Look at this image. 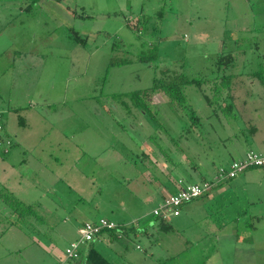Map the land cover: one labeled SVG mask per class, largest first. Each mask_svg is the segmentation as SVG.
<instances>
[{
	"label": "rangeland",
	"instance_id": "374dc122",
	"mask_svg": "<svg viewBox=\"0 0 264 264\" xmlns=\"http://www.w3.org/2000/svg\"><path fill=\"white\" fill-rule=\"evenodd\" d=\"M229 54L233 116L219 120L197 86L184 88L203 134L166 96L145 95L157 80L214 78ZM262 64L264 0H0V139L14 144L7 157L0 148V264H74L67 247L102 218L138 226L95 242L114 264H264V169L193 216L183 205L173 229L154 215L160 185H135L166 184L173 162L186 175L187 158L211 181L248 149L264 153L251 77ZM218 133L238 138L220 145Z\"/></svg>",
	"mask_w": 264,
	"mask_h": 264
},
{
	"label": "trees",
	"instance_id": "16d2710c",
	"mask_svg": "<svg viewBox=\"0 0 264 264\" xmlns=\"http://www.w3.org/2000/svg\"><path fill=\"white\" fill-rule=\"evenodd\" d=\"M234 63H235V58L233 57L232 54L220 55L216 63V65L218 66V70H219L218 75L216 77L211 78V79H203V80H197V79L184 80V81H181L180 83L174 82V81L157 80L154 86L149 91L145 92V95L146 96L148 95L147 97L150 100L156 94H162L166 96L168 100L170 101V103L172 105H175L176 109L181 111L188 118V121L190 123L189 126L187 127L188 131L189 129L191 131L195 128H199L200 133L203 134L204 129H206L207 127L204 128V125L202 124L201 119L197 116L196 111L189 105L186 99L184 88L188 85L197 86L200 89V91L203 93L208 106L212 110V113L215 114L216 117H218V119L220 118V115H219L220 113L228 117L233 116L234 110H236V104H235L236 100L234 96V90L232 87V80L234 76L228 75L226 72L228 69L234 66ZM251 77L258 80L259 84L262 87L263 93H264V65L262 64V66L258 70L253 71ZM134 98L140 99L141 96L139 94H136ZM184 131L187 132L186 130ZM245 131H247L245 132L247 139H248L247 141L251 142L252 144L251 137H254L257 134L258 128L255 126H250V127H247ZM219 136L220 137L217 139V142L220 145L226 144L228 140L233 137L238 138L237 135L236 136L226 135L222 137L219 134ZM143 155L148 158L146 154H143ZM171 165L174 167V169L177 170V168L181 164L173 162ZM222 166L225 167L224 164H222ZM251 169H254V168H251ZM230 180H233V179H230ZM230 180H226L224 182H227ZM25 207L29 210H32V208H29L27 206ZM19 209H23L22 206L19 207ZM156 217L161 221L162 226H166L168 229L169 228L173 229L171 226L167 224L168 223L167 220H164L160 216H156ZM119 226L120 227L117 231L116 230H105L103 234L108 233L111 236H114L120 239L124 237V235L128 233L129 230H128V226L124 224H119ZM118 231L121 232V235L119 234ZM95 241L96 239L85 246L88 249H85L83 254L81 252V256L78 259L79 260L81 259V261L83 262L82 264H114L111 261H109L106 257H104L101 254V252L95 247ZM74 264H77V263L74 261Z\"/></svg>",
	"mask_w": 264,
	"mask_h": 264
},
{
	"label": "built area",
	"instance_id": "2783aa9c",
	"mask_svg": "<svg viewBox=\"0 0 264 264\" xmlns=\"http://www.w3.org/2000/svg\"><path fill=\"white\" fill-rule=\"evenodd\" d=\"M5 118L0 112V132H4ZM13 146L10 138L0 139V148L4 152H9ZM251 168L264 169V154L250 150L246 153L244 159L233 161L228 167L221 166L214 175V180L201 181L194 184L181 185L179 191L160 203V206L154 210L155 216H160L164 220L171 217H177L181 213V207L205 195H208L219 182L234 179L241 173ZM182 184V182L180 181ZM119 224L107 220L100 219L98 222H87L82 225L79 230V240L74 241L66 249V257L68 260L76 261L81 256L82 247L91 243L100 237L105 230H118ZM121 235V232L118 231ZM119 235V236H120Z\"/></svg>",
	"mask_w": 264,
	"mask_h": 264
},
{
	"label": "crops",
	"instance_id": "0c3cea01",
	"mask_svg": "<svg viewBox=\"0 0 264 264\" xmlns=\"http://www.w3.org/2000/svg\"><path fill=\"white\" fill-rule=\"evenodd\" d=\"M4 132L7 130V126L4 125ZM7 132V131H6ZM258 133V132H257ZM14 145V144H13ZM249 150H253V149H248L246 151V153L249 151ZM255 151V150H254ZM11 152H12V148L9 150V152H2L3 156L7 157L9 155H11ZM257 152V151H256ZM261 153V152H260ZM261 154H264V153H261ZM187 161H183L182 160V167L184 168V173L186 175H179L178 177L175 175V173H177L176 169H174V167H171L170 166V169H171V173H172V177L169 176L168 178H170L169 182H167L166 184H162L160 183L159 181H155V179H152L150 181V183H147L145 182L144 180H140L138 179L137 181H135V185L137 188H139V186H142L146 189H148L149 187L153 186V185H160L157 190V198L160 201V203L166 199L167 197L173 195V194H176L178 191H179V188L181 187L179 185V182L182 181V184L181 185H187V184H192V183H185V178L188 177V178H191V179H197L198 182H201V181H204V177L201 175V169L198 165H195L194 163H192L190 161L189 158L186 159ZM232 161H236V160H232ZM231 161V162H232ZM223 164H227V163H223ZM230 164V163H229ZM228 166V165H227ZM164 175V174H162ZM214 175V174H213ZM165 177H167L166 175H164ZM186 176V177H185ZM238 178V177H237ZM237 178L233 179V180H230V181H227V182H221L219 185H216L213 190L208 194V195H205L199 199H196L186 205H192V206H188L187 207V211L189 212L188 214H190V216H193V214H195L197 211H199L203 206H205V203L206 202H215L218 200V198H220L221 196H224L225 194L227 193H231L234 189H242L244 186L243 184V181L242 180H238ZM171 179H174V180H171ZM237 179V180H236ZM245 180L247 182V184H251L252 183V180L251 178H249L248 175L245 176ZM156 182V183H155ZM196 182V183H198ZM160 183V184H159ZM245 183V182H244ZM256 184H258L259 188L262 189V185H263V182L261 180L259 181H256ZM230 188V190H228ZM161 198V199H160ZM193 203V204H192ZM183 207V206H182ZM182 215V209H181V213L179 216L177 217H180ZM114 222V221H113ZM87 223V222H86ZM116 223V222H115ZM85 224V223H84ZM126 226H128V233H126L124 235V237L120 238L121 240H123L128 234L129 232H134L136 233V224L131 222V223H126L124 224ZM79 230V229H78ZM78 232V231H77ZM108 240V241H111V240H114V239H119L117 237H114V236H111L110 234L108 233H104L103 235H101L98 239H96V241H100V240ZM95 241V242H96ZM73 242V241H72ZM45 251V249H43ZM53 251H55V249H53ZM54 255V254H53ZM56 257L57 259H60V255L59 253L56 254Z\"/></svg>",
	"mask_w": 264,
	"mask_h": 264
}]
</instances>
